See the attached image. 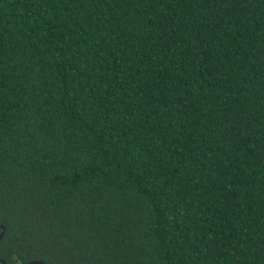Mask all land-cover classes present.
<instances>
[{
    "label": "trees",
    "instance_id": "trees-1",
    "mask_svg": "<svg viewBox=\"0 0 264 264\" xmlns=\"http://www.w3.org/2000/svg\"><path fill=\"white\" fill-rule=\"evenodd\" d=\"M0 264H264V0H0Z\"/></svg>",
    "mask_w": 264,
    "mask_h": 264
},
{
    "label": "water",
    "instance_id": "water-1",
    "mask_svg": "<svg viewBox=\"0 0 264 264\" xmlns=\"http://www.w3.org/2000/svg\"><path fill=\"white\" fill-rule=\"evenodd\" d=\"M0 238H1V235H0ZM34 264H41V262H35Z\"/></svg>",
    "mask_w": 264,
    "mask_h": 264
}]
</instances>
